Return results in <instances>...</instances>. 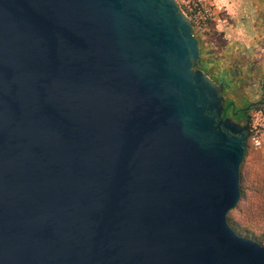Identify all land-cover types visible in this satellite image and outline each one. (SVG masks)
<instances>
[{
	"label": "water",
	"instance_id": "1",
	"mask_svg": "<svg viewBox=\"0 0 264 264\" xmlns=\"http://www.w3.org/2000/svg\"><path fill=\"white\" fill-rule=\"evenodd\" d=\"M198 56L176 0H0V264H264Z\"/></svg>",
	"mask_w": 264,
	"mask_h": 264
},
{
	"label": "rangeland",
	"instance_id": "2",
	"mask_svg": "<svg viewBox=\"0 0 264 264\" xmlns=\"http://www.w3.org/2000/svg\"><path fill=\"white\" fill-rule=\"evenodd\" d=\"M221 3L218 7L214 0H202L203 8L210 16L204 31L195 36L204 48L211 49V60L216 54L230 60L235 57L240 61L237 67L249 60L251 64H257L260 72L264 69V0H221ZM225 43H228V47L220 51ZM220 62L223 60L218 59L214 66H220ZM211 79L215 81L214 77ZM257 81L258 76H253L249 87L245 89L251 99L259 94ZM262 108L264 104L253 108L250 118L257 109ZM246 143L245 167L248 170L264 167V144L257 148L249 144L248 139Z\"/></svg>",
	"mask_w": 264,
	"mask_h": 264
},
{
	"label": "flooded vegetation",
	"instance_id": "3",
	"mask_svg": "<svg viewBox=\"0 0 264 264\" xmlns=\"http://www.w3.org/2000/svg\"><path fill=\"white\" fill-rule=\"evenodd\" d=\"M196 39L199 44V56L195 67L202 69L210 78L214 77L215 83L222 84L223 111L221 117L231 120L237 126L249 123L252 109L264 104V69L258 72L257 64L255 66L249 60L243 66L237 67V62H240L237 58L233 57L230 60L220 54H216L211 60V49L204 48L199 39L197 37ZM218 59L223 62H220V66H214ZM253 76H258L259 94L251 99L245 89L249 87Z\"/></svg>",
	"mask_w": 264,
	"mask_h": 264
},
{
	"label": "trees",
	"instance_id": "4",
	"mask_svg": "<svg viewBox=\"0 0 264 264\" xmlns=\"http://www.w3.org/2000/svg\"><path fill=\"white\" fill-rule=\"evenodd\" d=\"M246 148L247 143L238 167L239 199L227 212L226 221L235 234L264 246V167H245Z\"/></svg>",
	"mask_w": 264,
	"mask_h": 264
},
{
	"label": "built area",
	"instance_id": "5",
	"mask_svg": "<svg viewBox=\"0 0 264 264\" xmlns=\"http://www.w3.org/2000/svg\"><path fill=\"white\" fill-rule=\"evenodd\" d=\"M176 2L181 11L189 18L193 34H200L204 31L210 13L203 8L202 0H176ZM253 137L261 139L260 145L264 144V108L257 109L249 120L247 139L252 146H254Z\"/></svg>",
	"mask_w": 264,
	"mask_h": 264
},
{
	"label": "crops",
	"instance_id": "6",
	"mask_svg": "<svg viewBox=\"0 0 264 264\" xmlns=\"http://www.w3.org/2000/svg\"><path fill=\"white\" fill-rule=\"evenodd\" d=\"M214 1H215V4H217L218 7H219L220 4H221V5L223 4V3H221V0H214ZM226 8H227V7H226ZM226 8H223V9H226ZM227 9H229V8H227ZM218 25H221V24H218ZM227 40H229V39H227ZM226 42H227V41H226ZM225 44H226V45L223 44L224 46L221 47L220 51L223 50V48H224V50H226L225 48L228 47V43H225ZM225 46H226V47H225ZM222 52H223V51H222Z\"/></svg>",
	"mask_w": 264,
	"mask_h": 264
},
{
	"label": "clouds",
	"instance_id": "7",
	"mask_svg": "<svg viewBox=\"0 0 264 264\" xmlns=\"http://www.w3.org/2000/svg\"><path fill=\"white\" fill-rule=\"evenodd\" d=\"M252 143L255 147H260V144H261V139H257L255 137L252 138Z\"/></svg>",
	"mask_w": 264,
	"mask_h": 264
}]
</instances>
